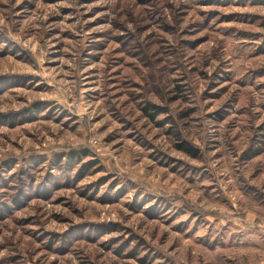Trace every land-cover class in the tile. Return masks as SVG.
I'll list each match as a JSON object with an SVG mask.
<instances>
[{"label":"rangeland","instance_id":"rangeland-1","mask_svg":"<svg viewBox=\"0 0 264 264\" xmlns=\"http://www.w3.org/2000/svg\"><path fill=\"white\" fill-rule=\"evenodd\" d=\"M0 264H264V0H0Z\"/></svg>","mask_w":264,"mask_h":264},{"label":"trees","instance_id":"trees-1","mask_svg":"<svg viewBox=\"0 0 264 264\" xmlns=\"http://www.w3.org/2000/svg\"><path fill=\"white\" fill-rule=\"evenodd\" d=\"M182 151H184L185 153H188V154H191V155H194L196 156L195 152L190 148V147H186L185 148H181Z\"/></svg>","mask_w":264,"mask_h":264}]
</instances>
